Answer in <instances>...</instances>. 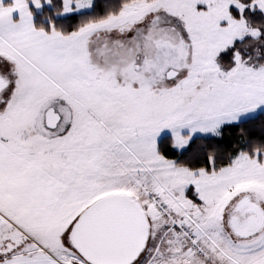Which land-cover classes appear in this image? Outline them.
I'll return each instance as SVG.
<instances>
[{
    "label": "snow or ice",
    "instance_id": "snow-or-ice-1",
    "mask_svg": "<svg viewBox=\"0 0 264 264\" xmlns=\"http://www.w3.org/2000/svg\"><path fill=\"white\" fill-rule=\"evenodd\" d=\"M0 264H264V0H0Z\"/></svg>",
    "mask_w": 264,
    "mask_h": 264
}]
</instances>
